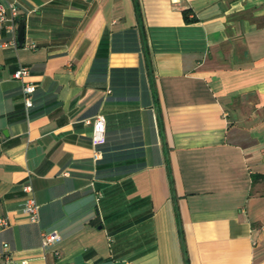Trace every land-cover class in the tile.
I'll return each mask as SVG.
<instances>
[{
	"label": "crops",
	"instance_id": "crops-1",
	"mask_svg": "<svg viewBox=\"0 0 264 264\" xmlns=\"http://www.w3.org/2000/svg\"><path fill=\"white\" fill-rule=\"evenodd\" d=\"M13 1L35 48H0V262L264 264V0Z\"/></svg>",
	"mask_w": 264,
	"mask_h": 264
},
{
	"label": "built area",
	"instance_id": "built-area-1",
	"mask_svg": "<svg viewBox=\"0 0 264 264\" xmlns=\"http://www.w3.org/2000/svg\"><path fill=\"white\" fill-rule=\"evenodd\" d=\"M19 11L18 6L15 1L0 0V48L2 50H17L18 48H23L27 50L34 49V45L31 43H25L24 40L20 47H18L16 42V20H18ZM28 76V71L22 66H18L17 69L11 75L13 80L20 82L21 93L23 99V105L26 109L31 107V95L34 92V87L24 81ZM104 133V122L101 116H96L93 118L91 123V133H90V145L92 147L99 146L103 143ZM22 192L25 194V198L21 203L20 212L26 217L27 221L32 224L37 223V210L38 207L35 204L32 196L29 184H25L22 187ZM9 221L7 218H0V230L8 228ZM40 247L42 250L53 247L58 243L59 238L55 233H40L39 235ZM53 257L56 259L58 253L52 251ZM0 264H28L26 260L14 263L9 256L3 255Z\"/></svg>",
	"mask_w": 264,
	"mask_h": 264
},
{
	"label": "water",
	"instance_id": "water-1",
	"mask_svg": "<svg viewBox=\"0 0 264 264\" xmlns=\"http://www.w3.org/2000/svg\"><path fill=\"white\" fill-rule=\"evenodd\" d=\"M16 42L18 47L21 46L24 40V21L21 19L16 20Z\"/></svg>",
	"mask_w": 264,
	"mask_h": 264
},
{
	"label": "trees",
	"instance_id": "trees-1",
	"mask_svg": "<svg viewBox=\"0 0 264 264\" xmlns=\"http://www.w3.org/2000/svg\"><path fill=\"white\" fill-rule=\"evenodd\" d=\"M136 11H137V15H138V17H140V11H139V9H138V5H136ZM103 138H104V136H103ZM104 142V141H103ZM181 235V238H182V234H180Z\"/></svg>",
	"mask_w": 264,
	"mask_h": 264
}]
</instances>
